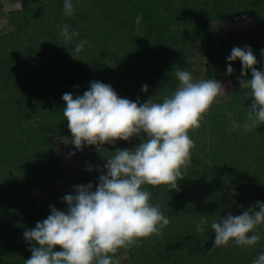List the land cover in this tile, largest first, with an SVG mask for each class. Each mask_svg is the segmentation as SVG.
Instances as JSON below:
<instances>
[{"label":"trees","instance_id":"trees-1","mask_svg":"<svg viewBox=\"0 0 264 264\" xmlns=\"http://www.w3.org/2000/svg\"><path fill=\"white\" fill-rule=\"evenodd\" d=\"M21 1L29 2V9L10 11L12 30L0 32V264H24L31 258L32 245L24 232L51 214L50 204L36 202L31 190L61 178L54 140L72 137L59 123L68 125L63 94L82 96L91 82L99 81L121 98L162 102L179 85L174 71H188L197 53L203 54L205 79L230 78L229 99L214 103L200 127L189 131L195 147L192 164L177 182L179 190L143 186L152 193L150 203L159 204L170 224L160 235L126 249L130 264H249L245 255L264 251L261 226L260 241L245 252V246L230 241L209 254L216 235L210 227L213 221L229 213L241 215L257 201L264 202V190L253 192L245 186L251 168L245 155L259 160V153L264 154V125L246 134L241 131L254 98L239 80H250L251 70L241 77V61L227 59L233 47H239L238 41L226 43L221 27L212 26L239 15L234 0H71V17L64 14V0ZM251 1L250 16L256 22L251 43L257 47L253 54L258 61L254 67L264 72V0ZM138 14L143 17L139 26ZM65 24L79 32L67 44L60 32ZM80 40L87 43L75 53ZM229 63L234 69L231 75H227ZM143 85H148L146 93ZM17 91L36 97L46 111L30 113L22 108L13 99ZM224 106L241 127L230 131L232 119L217 111ZM134 140L136 147L142 142L141 137ZM91 149L92 157L101 159L114 154L98 152L94 145ZM56 209L66 212L67 206ZM205 216L207 226L201 233L196 224Z\"/></svg>","mask_w":264,"mask_h":264},{"label":"clouds","instance_id":"clouds-1","mask_svg":"<svg viewBox=\"0 0 264 264\" xmlns=\"http://www.w3.org/2000/svg\"><path fill=\"white\" fill-rule=\"evenodd\" d=\"M64 14L74 15L71 0H64ZM142 19V14H138L135 23L139 26ZM60 32L66 44L79 36L66 24L60 26ZM86 43L77 42L74 52L80 53ZM227 59L241 61V77L251 70L250 80H239L241 88L250 89L249 97L254 98L247 109L244 130L264 125V72L254 67L258 61L253 50L249 46L233 47ZM233 72L229 63L227 75ZM174 75L179 85L162 102L151 98L143 103L139 98L133 102L119 97L110 85L99 81L91 82L82 96L63 94V116L72 134L70 142L77 150L94 145L99 152L104 144L114 145L118 140L131 141L134 137H141L142 142L134 150L113 152L106 159L95 189L92 183L77 185L74 194L65 195L66 212L50 205L47 219L24 232V238L32 245L31 258L24 264H118L114 257L119 249H131L141 239L158 236L170 224L159 204L150 203L152 193L143 186L163 185L167 191L179 190L177 182L192 164L191 150L195 147L188 133L200 127L217 97L226 93L215 79L194 82L190 72L179 69ZM142 91L146 93L148 85H143ZM227 115L232 119L230 112ZM239 127L238 121L232 119L230 131ZM92 170L89 166L88 171ZM206 222L207 217H202L196 230L203 233ZM261 226L264 202L260 201L241 215L229 213L220 217L210 225L216 235L209 254L217 247L228 246L230 241L237 246L256 245L261 239L257 231ZM57 246L62 250L56 251ZM252 264H264V251L257 253Z\"/></svg>","mask_w":264,"mask_h":264},{"label":"rangeland","instance_id":"rangeland-1","mask_svg":"<svg viewBox=\"0 0 264 264\" xmlns=\"http://www.w3.org/2000/svg\"><path fill=\"white\" fill-rule=\"evenodd\" d=\"M159 2L162 3L161 0H159ZM234 2L239 8V15L228 21L214 23L212 24V26L217 25L221 27L226 43L238 41L240 48L243 49L246 46H249L251 47L253 52H255L257 47L251 43V32L256 27V22L250 16V12L253 9V3L251 0H234ZM0 3V32L2 34H5L12 30V27L8 21L9 12L20 9L27 10L29 9L30 4L27 1L21 0L13 2H10L9 0H0ZM202 55L197 53V55H193L190 59V62H192V66L190 69H188V72L191 73L194 82L205 79L203 67L204 58ZM215 80L219 81L223 85L226 93L218 96L214 103H224L229 99V94L232 87L231 80L226 75ZM72 95L73 98L79 96V94L76 92ZM13 99L16 101L15 103L21 105L22 108L30 111V113L46 111L45 107L42 106V104L37 100L36 97H31V95H27L25 92L20 93L19 91H17V93H13ZM229 110L230 109H228V107L224 106V108H220L217 111L227 114ZM59 123L62 124V129H64L63 131L67 132L68 135H70L71 132L68 128V125H66L65 122L63 124L62 120H59ZM241 131L242 134H246V132H248L244 129H241ZM63 138H66L67 143L64 142ZM203 138H206V136H204ZM71 139V136H58L55 138V156L60 161L61 178L52 181L51 183L46 184L41 188H33L31 190V194L36 202L44 201L56 208L65 207L67 206V204L63 201V197L68 194H74V189L77 185H87L88 183H92L94 189L95 186L98 185L99 176L102 174L101 170L104 169V166L107 163L106 159H108L109 156H113L114 154H106L105 156L103 155L102 159L98 158L97 156L92 157L90 150L94 149H91V146L84 145L82 150H77L75 146L71 144ZM134 139L135 137L132 138L131 141L118 140L114 145L104 144L101 146V149L104 150L103 153L107 151L113 153L117 149L124 148L134 150L136 147V141ZM107 146L109 147V149ZM73 152L75 153V155H71V153ZM262 155L264 154L260 152L259 160H253V158L249 159V154L245 155L247 156L246 158L248 159L251 166V168L247 172L249 181L245 183V186L253 192H260V190H264V188L262 187V185H264V156L262 158ZM89 166L92 167V171H88ZM244 197H247V189H245ZM246 249L247 248L244 247L243 252H245ZM116 255L119 264H130L128 252L126 249H119ZM245 257H248L250 260L249 264H252V261L256 258V255L250 254L249 256L245 255Z\"/></svg>","mask_w":264,"mask_h":264}]
</instances>
